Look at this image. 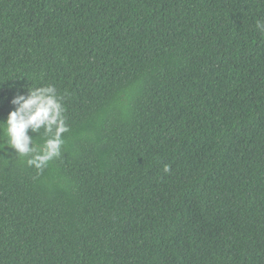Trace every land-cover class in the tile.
I'll use <instances>...</instances> for the list:
<instances>
[{
  "label": "trees",
  "instance_id": "1",
  "mask_svg": "<svg viewBox=\"0 0 264 264\" xmlns=\"http://www.w3.org/2000/svg\"><path fill=\"white\" fill-rule=\"evenodd\" d=\"M264 0H0V264H264ZM51 87L55 135L8 146ZM167 166L168 170L164 168Z\"/></svg>",
  "mask_w": 264,
  "mask_h": 264
},
{
  "label": "clouds",
  "instance_id": "2",
  "mask_svg": "<svg viewBox=\"0 0 264 264\" xmlns=\"http://www.w3.org/2000/svg\"><path fill=\"white\" fill-rule=\"evenodd\" d=\"M257 28L264 32V22L257 21ZM51 92L53 89L48 87L35 91L29 90L27 98L16 97L12 103L19 107L9 112L7 120L3 122L6 125L8 146L14 148L21 156L36 151L35 148L30 149L28 146L30 138L26 132L29 127L35 132L44 126L45 134H47L55 126V135L45 140L44 149L41 150L42 154L29 161L38 169L59 155V149L63 144L62 134L67 131L60 118L61 105L53 95H46ZM164 170H168L167 166Z\"/></svg>",
  "mask_w": 264,
  "mask_h": 264
}]
</instances>
